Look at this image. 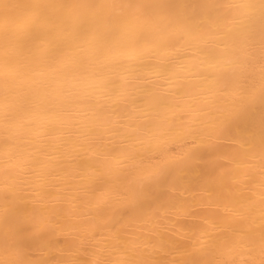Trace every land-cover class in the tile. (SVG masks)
<instances>
[{
    "label": "bare ground",
    "instance_id": "obj_1",
    "mask_svg": "<svg viewBox=\"0 0 264 264\" xmlns=\"http://www.w3.org/2000/svg\"><path fill=\"white\" fill-rule=\"evenodd\" d=\"M54 2L0 0V264H264V0Z\"/></svg>",
    "mask_w": 264,
    "mask_h": 264
},
{
    "label": "snow or ice",
    "instance_id": "obj_2",
    "mask_svg": "<svg viewBox=\"0 0 264 264\" xmlns=\"http://www.w3.org/2000/svg\"><path fill=\"white\" fill-rule=\"evenodd\" d=\"M84 3H96L100 4L102 7H106L107 3H100L99 0H84ZM43 7L46 9H51V16H57V10L66 7H72L73 5L68 4H58L54 0H42ZM6 7V6H5ZM162 41V40H161ZM147 83L144 81L141 84L130 83L128 85H122L121 87H132L141 93V96H150L152 95L149 89L143 87V84ZM115 91H119L116 89ZM156 103L164 105L166 100L163 97H157ZM217 129L212 128L209 132L215 133ZM222 131V129L220 130ZM200 135H197L195 139H199ZM195 143V140H193ZM261 152L264 153V139L261 141ZM137 178L124 177L116 187L109 190V195L115 194L116 196H122L129 200V207H134L139 203L143 198L144 194L139 192H134L130 185H133ZM174 186V185H173ZM10 216H16L21 222H30L35 226H39L45 223V216L43 212L35 207L29 209L26 206L19 204L17 201L13 200L6 203L4 208L3 216L0 217V247H3L7 252L11 247H13L12 237L14 233L13 226L7 223ZM19 225H17V228ZM5 264H32L31 261L17 257L15 259H10L5 262ZM46 264V262H44Z\"/></svg>",
    "mask_w": 264,
    "mask_h": 264
}]
</instances>
